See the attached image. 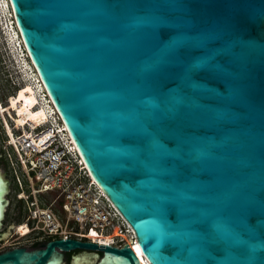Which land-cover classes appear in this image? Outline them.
<instances>
[{
	"label": "water",
	"instance_id": "1",
	"mask_svg": "<svg viewBox=\"0 0 264 264\" xmlns=\"http://www.w3.org/2000/svg\"><path fill=\"white\" fill-rule=\"evenodd\" d=\"M8 1L135 243L50 239L0 264H264V0Z\"/></svg>",
	"mask_w": 264,
	"mask_h": 264
},
{
	"label": "built area",
	"instance_id": "2",
	"mask_svg": "<svg viewBox=\"0 0 264 264\" xmlns=\"http://www.w3.org/2000/svg\"><path fill=\"white\" fill-rule=\"evenodd\" d=\"M55 116L54 121L39 127L18 125L9 119L14 138L2 122L5 143L14 155L13 168L21 175L16 176L15 196L25 206L23 218L9 226L12 236L0 243V251L25 245L20 239L31 244L57 238L96 242L91 231L108 237L106 242L96 243L118 247L128 243L126 235L134 239L132 228L97 186ZM49 194L53 196L47 199ZM21 225L27 227L24 233L17 230Z\"/></svg>",
	"mask_w": 264,
	"mask_h": 264
},
{
	"label": "bare ground",
	"instance_id": "3",
	"mask_svg": "<svg viewBox=\"0 0 264 264\" xmlns=\"http://www.w3.org/2000/svg\"><path fill=\"white\" fill-rule=\"evenodd\" d=\"M12 9L8 0H0V42L6 45L7 53L11 56L13 64L10 60L7 62L9 66L17 64L18 71L21 75V86L12 94L7 96L5 104L0 101V116L4 124L5 130L12 136L9 125V119L14 120L18 125L29 124L33 127L44 126L50 120L54 121L55 114L59 117L49 97L44 93L40 94L35 80V77L30 73V67L34 71L37 81H40L42 91L45 89L35 71L33 64L30 62L28 54L25 51L17 26H14ZM26 58V59H25ZM28 59V62H27ZM47 98V99H45ZM60 118V117H59ZM66 130L64 124L62 123ZM68 134V133H67ZM12 138H14L12 136ZM130 227V226H129ZM131 229V227H130ZM20 233L27 230L26 225H21L17 228ZM132 230V229H131ZM90 236L96 242H106L108 237L101 236L94 231H91ZM132 236L134 233L132 231ZM127 242L132 244L133 237L126 235ZM142 264H148L143 258Z\"/></svg>",
	"mask_w": 264,
	"mask_h": 264
},
{
	"label": "rangeland",
	"instance_id": "4",
	"mask_svg": "<svg viewBox=\"0 0 264 264\" xmlns=\"http://www.w3.org/2000/svg\"><path fill=\"white\" fill-rule=\"evenodd\" d=\"M8 60H10V64H13L11 60V56L7 53L6 45L0 42V101L2 102V104H5L7 100V96L9 94L14 93L22 84L20 82L21 75L18 71L17 64H14V66L13 65L9 66V63L7 62ZM29 67H30L29 68L30 73L32 74L33 77H35L36 80L35 84L38 87L37 92L39 91L40 94L43 95L44 92L42 91L40 83L37 81L36 75L32 70L31 66ZM13 161H14V155L13 152L9 149V147H7L5 143V133L3 129L2 120L0 118V171L2 173H5L6 178L11 182L9 185V191L6 194L9 203L6 207L5 216L3 220L4 227H9L10 225L13 224V222L20 221L23 218V212L25 206L24 202L17 200L15 196L17 192L16 176L18 173H16L15 169L13 168L12 165ZM18 175H20V172ZM52 196L53 195L49 194L46 196V198L49 199ZM18 241L21 244H25L26 246L31 244V242L26 241L24 239H20Z\"/></svg>",
	"mask_w": 264,
	"mask_h": 264
},
{
	"label": "flooded vegetation",
	"instance_id": "5",
	"mask_svg": "<svg viewBox=\"0 0 264 264\" xmlns=\"http://www.w3.org/2000/svg\"><path fill=\"white\" fill-rule=\"evenodd\" d=\"M13 24H14V26H16V24H15V21H14V19H13ZM4 227V226H3ZM3 230H2V232H0V243L1 242H3L4 240H6L8 237L7 236H9V237H11L12 236V231H11V228H9V227H4V228H2ZM20 246H25V245H20ZM38 246V245H37ZM27 247V246H26ZM70 252H68V253H64V261H65V264H69V259H70Z\"/></svg>",
	"mask_w": 264,
	"mask_h": 264
},
{
	"label": "trees",
	"instance_id": "6",
	"mask_svg": "<svg viewBox=\"0 0 264 264\" xmlns=\"http://www.w3.org/2000/svg\"><path fill=\"white\" fill-rule=\"evenodd\" d=\"M38 244L34 243L31 247H37ZM70 264V263H69Z\"/></svg>",
	"mask_w": 264,
	"mask_h": 264
}]
</instances>
